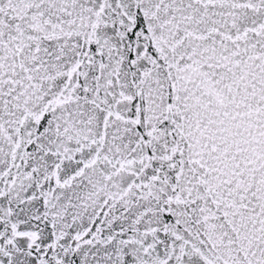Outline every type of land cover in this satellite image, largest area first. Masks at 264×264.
Segmentation results:
<instances>
[{
	"label": "snow or ice",
	"instance_id": "6c2138e0",
	"mask_svg": "<svg viewBox=\"0 0 264 264\" xmlns=\"http://www.w3.org/2000/svg\"><path fill=\"white\" fill-rule=\"evenodd\" d=\"M0 264H264V0H0Z\"/></svg>",
	"mask_w": 264,
	"mask_h": 264
}]
</instances>
